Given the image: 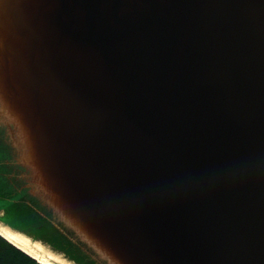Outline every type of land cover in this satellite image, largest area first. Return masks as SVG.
<instances>
[{
	"label": "water",
	"instance_id": "obj_1",
	"mask_svg": "<svg viewBox=\"0 0 264 264\" xmlns=\"http://www.w3.org/2000/svg\"><path fill=\"white\" fill-rule=\"evenodd\" d=\"M0 224L66 264H264V0H0Z\"/></svg>",
	"mask_w": 264,
	"mask_h": 264
},
{
	"label": "trees",
	"instance_id": "obj_2",
	"mask_svg": "<svg viewBox=\"0 0 264 264\" xmlns=\"http://www.w3.org/2000/svg\"><path fill=\"white\" fill-rule=\"evenodd\" d=\"M0 264H42L0 235Z\"/></svg>",
	"mask_w": 264,
	"mask_h": 264
},
{
	"label": "bare ground",
	"instance_id": "obj_3",
	"mask_svg": "<svg viewBox=\"0 0 264 264\" xmlns=\"http://www.w3.org/2000/svg\"><path fill=\"white\" fill-rule=\"evenodd\" d=\"M0 233L2 234V237H7L12 242L16 243L18 246L22 247L26 252H29L33 257H36L44 264H54L52 261L45 256H40V253L30 247L28 243L18 234L12 233L8 228L6 227H0Z\"/></svg>",
	"mask_w": 264,
	"mask_h": 264
},
{
	"label": "rangeland",
	"instance_id": "obj_4",
	"mask_svg": "<svg viewBox=\"0 0 264 264\" xmlns=\"http://www.w3.org/2000/svg\"><path fill=\"white\" fill-rule=\"evenodd\" d=\"M31 245H34V244L32 243ZM36 251L39 252V250H36ZM42 254H43V256H46L48 259H50L54 264H66V260L63 258V256L58 257L56 255H53V253L49 256H47L46 253H40V256H42Z\"/></svg>",
	"mask_w": 264,
	"mask_h": 264
}]
</instances>
